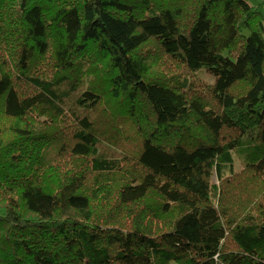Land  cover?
<instances>
[{
	"label": "trees",
	"instance_id": "trees-1",
	"mask_svg": "<svg viewBox=\"0 0 264 264\" xmlns=\"http://www.w3.org/2000/svg\"><path fill=\"white\" fill-rule=\"evenodd\" d=\"M0 264H264L263 7L0 0Z\"/></svg>",
	"mask_w": 264,
	"mask_h": 264
},
{
	"label": "rangeland",
	"instance_id": "rangeland-1",
	"mask_svg": "<svg viewBox=\"0 0 264 264\" xmlns=\"http://www.w3.org/2000/svg\"><path fill=\"white\" fill-rule=\"evenodd\" d=\"M258 0H249V2L251 3V4H256V2H257ZM263 13H264V10H263ZM168 66H170V67H172L173 69H175V68H179V65H177V64H173V63H170V62H165ZM181 68V67H180ZM173 71H177V70H173ZM196 77H197V75H196ZM199 79H201V81H202V83H206V84H210V83H212L213 81H214V78H213V76L208 72V71H203L201 74H199V78L197 77V80H199ZM200 81V80H199ZM200 81V82H201ZM67 161V160H66ZM243 169V166H242V164L240 163V161H239V159L237 158V157H235V162H234V165H233V168H232V170H231V168L230 169H228L226 172H225V174H224V176H225V178H229V176L231 175V176H236V175H239V174H241L242 172H244V170H242ZM230 176V177H231ZM246 176H248V175H246ZM249 177V176H248ZM213 182L216 184V185H218V186H220V182L218 181V179H217V177L214 175V177H213ZM102 213V212H101ZM108 212H107V209L106 208H104V210H103V213L101 214V215H103V216H105L106 214H107ZM96 214V213H95Z\"/></svg>",
	"mask_w": 264,
	"mask_h": 264
},
{
	"label": "crops",
	"instance_id": "crops-1",
	"mask_svg": "<svg viewBox=\"0 0 264 264\" xmlns=\"http://www.w3.org/2000/svg\"><path fill=\"white\" fill-rule=\"evenodd\" d=\"M253 6H258V5H261L262 7H263V10H264V0H258L257 2H256V4H252Z\"/></svg>",
	"mask_w": 264,
	"mask_h": 264
}]
</instances>
